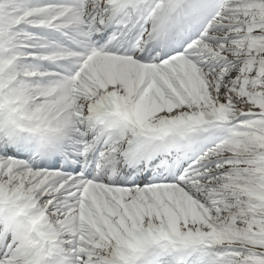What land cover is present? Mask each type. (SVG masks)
<instances>
[{
	"label": "rangeland",
	"instance_id": "obj_1",
	"mask_svg": "<svg viewBox=\"0 0 264 264\" xmlns=\"http://www.w3.org/2000/svg\"><path fill=\"white\" fill-rule=\"evenodd\" d=\"M6 1L28 13L21 19L26 28L15 36L11 31L20 22L0 24V36L18 38L22 47L20 59L8 61L10 69H0V126L7 127L6 135L0 134V183L25 189L30 198L20 201L26 203L22 207L35 210L28 223L15 219L11 226L8 216L0 215V264H104L135 228L147 240L166 232L164 225L154 223L171 224L177 240L141 242L125 254L144 251L149 261L143 264H161L171 249L178 264H185L208 250L196 243L230 240L225 229L214 227L215 216L204 201L222 191L218 174L227 166H202L223 158L209 147L221 139L224 126L217 123L226 125L229 109L231 114L238 111L232 81L245 73L239 65L244 46L239 38L254 30L253 0H166L158 7L157 0H138L124 16V24H132L119 22L109 35L104 14L111 0H98L103 7L89 8L86 14L85 0ZM172 6L168 29L155 38ZM94 25L101 27L92 31ZM113 92L116 101L124 96L134 125L103 116L98 102ZM205 114L211 120L204 121ZM144 130L166 135L167 148L162 142L154 146ZM89 138L106 141L108 148L95 158L97 146ZM132 141L140 159H147L149 183L134 182L127 171L121 174L122 155ZM13 142L29 156L10 155ZM56 151L67 158V169L44 163ZM75 155L81 158L74 161ZM84 156L89 159L86 172L72 169V163L85 165ZM5 161L16 164L5 166ZM35 162L43 168L34 167ZM64 173L69 175L60 178ZM75 175L82 178L79 190L85 199L74 211L53 215V203L65 198L62 188ZM38 222L45 226V252L24 262L18 249L22 233ZM191 232L197 233L194 244L184 239Z\"/></svg>",
	"mask_w": 264,
	"mask_h": 264
},
{
	"label": "trees",
	"instance_id": "obj_2",
	"mask_svg": "<svg viewBox=\"0 0 264 264\" xmlns=\"http://www.w3.org/2000/svg\"><path fill=\"white\" fill-rule=\"evenodd\" d=\"M253 4L250 17L255 31L240 38L243 53L251 58L239 63L244 68L251 63L252 69L232 82L238 111L217 146L223 158L201 165L202 170L227 166L218 177L228 186L214 199H205L213 212L217 207L220 210L214 227L231 236L230 240L212 241L209 251L215 253L216 264H264V0H253ZM1 47L7 48L5 44ZM7 188L0 183L1 200Z\"/></svg>",
	"mask_w": 264,
	"mask_h": 264
},
{
	"label": "bare ground",
	"instance_id": "obj_3",
	"mask_svg": "<svg viewBox=\"0 0 264 264\" xmlns=\"http://www.w3.org/2000/svg\"><path fill=\"white\" fill-rule=\"evenodd\" d=\"M115 1H116L115 2L116 3L115 9H111V8H109L107 6L108 9L106 11V15L104 14V16H107V15H110L113 10H116L117 11L116 18L112 17V19L114 18L115 20L116 19L119 20V18H121L122 14H124L125 11L127 12L132 5H135L137 3V0H115ZM84 5L85 6L83 8L82 14H86V12L88 11L89 8L97 7L99 9L100 7H103V4H98V0H85V4ZM172 10H173V6L171 7L170 11L165 16V19H164V21L162 23V26H161V29H162L161 32H163L164 27L168 24L169 15L172 12ZM129 25H131V24H128V26ZM98 27H100V26H98ZM98 27H97V25H94L92 30H95ZM158 43L160 45V42H158ZM159 45L156 44V46H159ZM88 140L92 141V139H88ZM153 140L156 143L155 144V146H156L157 145L156 140L159 141L158 136L154 137ZM90 144L91 143H87V145H90ZM95 144H96V141H95ZM163 145H164V143H163ZM107 148H108V145L107 144H103V145L100 146L99 152L101 153L103 150H106ZM107 154L108 153L106 151L105 155H107ZM96 156H97V154H96ZM107 160H109V158H107ZM81 183H83L81 178H74L72 180V182L70 183L69 187L62 188L64 190H66L65 193H64L65 194V198H59L57 200V202L53 203V207L55 209L54 212H53V215H55L57 212L63 213L64 211L69 213V212L74 211L75 209H77L82 204V201L85 198H84V196L82 194H80V190L79 189L81 188ZM76 185H77V187H76ZM99 188H102L104 192L106 191V188L103 187V186H100ZM55 193H56V195H60L59 192H55ZM64 199H66V201H64ZM61 220H63L62 221L63 224L66 223L64 221L63 216H61ZM134 257L136 258L137 261H139V260L143 261L144 258L147 257V255H145V253L142 251V252H139V253L135 254Z\"/></svg>",
	"mask_w": 264,
	"mask_h": 264
}]
</instances>
